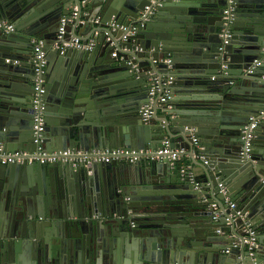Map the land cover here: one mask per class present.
Masks as SVG:
<instances>
[{
    "label": "water",
    "instance_id": "water-1",
    "mask_svg": "<svg viewBox=\"0 0 264 264\" xmlns=\"http://www.w3.org/2000/svg\"><path fill=\"white\" fill-rule=\"evenodd\" d=\"M0 19L15 27L0 29L4 150L184 149L177 160L0 164V264H264V0H0ZM35 39L48 61L40 131ZM228 200L263 235L254 256Z\"/></svg>",
    "mask_w": 264,
    "mask_h": 264
},
{
    "label": "built area",
    "instance_id": "built-area-1",
    "mask_svg": "<svg viewBox=\"0 0 264 264\" xmlns=\"http://www.w3.org/2000/svg\"><path fill=\"white\" fill-rule=\"evenodd\" d=\"M87 0H82V3L85 4ZM232 7H227L224 10V19L227 22H230ZM77 15V8L73 12V17ZM70 20V19H69ZM96 22L100 21V17L93 18ZM67 19H62L63 25L66 23ZM109 24L115 27H123L127 29L126 26L118 25L115 22H108ZM0 29L5 30L6 32H11L15 30L13 23L8 20L0 19ZM132 29H135L133 27ZM64 27L61 26L60 31L63 32ZM35 49H34V62H35V70L37 73L36 83H35V95L33 96L34 109H35V129L40 131L44 126V112L42 106V95L45 91L43 86V78L42 72L46 67L48 61L46 58V52L43 50L41 45V41L39 39L34 40ZM94 40H90L87 43H83L79 38H74L71 43L72 46H75L79 49L91 50L94 47ZM116 55V53H113ZM7 63L20 64V58H11L8 57L5 59ZM169 61V60H168ZM261 61L256 60V64H260ZM172 81L171 77L164 84H168ZM162 89V85L157 78L153 79V85L150 90V94H155L157 91ZM169 90L165 92V94L161 97L160 102L164 103L170 98ZM151 105H146V108L143 112L144 117H148L151 113L150 111ZM259 118L251 117L249 123L245 126L243 130V138H244V147L243 154L245 156H249V151L252 148L253 139L255 137V129L258 125ZM194 142L197 143V137H194ZM184 149H175L170 147L169 140H165L164 147L157 151H147L136 148H117V149H107V150H97V151H74L72 149L65 150H56L51 152H41V153H28L24 151H6L2 146H0V164H8L15 162H32L34 160H39L43 163L45 162H57V161H71L75 164L79 163H88V162H111L114 160L117 161H128L130 163L137 162L140 159L150 158V159H158L161 160L163 158H169L171 160H177L182 157V153ZM222 189L224 186L222 183L219 184ZM229 207L232 209H236V216L241 217L243 220V230L245 232V244L250 251V254L253 256L256 247L258 246V232L257 229L253 226L251 221L245 217L242 210L237 209V204L233 201L228 200ZM210 208L213 211V219L218 220L222 215V210L220 206L214 202L210 204ZM233 215L230 214L229 218Z\"/></svg>",
    "mask_w": 264,
    "mask_h": 264
},
{
    "label": "crops",
    "instance_id": "crops-1",
    "mask_svg": "<svg viewBox=\"0 0 264 264\" xmlns=\"http://www.w3.org/2000/svg\"><path fill=\"white\" fill-rule=\"evenodd\" d=\"M213 78H214V77H212V79H213ZM232 83H233V84H237V83H236V79H235ZM76 151H82V152H84L83 150H76ZM148 151H153V150H148ZM143 159H144V160H150V158H145V157H144ZM182 162H183V164H186V162L189 163V156H186V158H185ZM36 206H37V204H34V205H33V207H36ZM32 209H33V208H32ZM261 235H262V234L259 232V233H258V237L261 236ZM229 236L232 237V235H229ZM262 236H263V235H262ZM258 240H259V238H258ZM235 245H236V244H235ZM259 246H260V244L258 243V246L256 247V251L254 252V254H255V253H258V252L260 251V250H259V251L257 252V248H258ZM258 249H259V248H258ZM260 249H261V248H260ZM254 254H253V256H254ZM262 254H264L263 251H262ZM251 256H252V255H251ZM237 258H238V260H240V259L242 260V259H243L242 254H240V255L238 254V257H237Z\"/></svg>",
    "mask_w": 264,
    "mask_h": 264
},
{
    "label": "clouds",
    "instance_id": "clouds-1",
    "mask_svg": "<svg viewBox=\"0 0 264 264\" xmlns=\"http://www.w3.org/2000/svg\"><path fill=\"white\" fill-rule=\"evenodd\" d=\"M248 123H249V122H248ZM248 123H247V124H248ZM247 124H246V125H247ZM257 126H258V125H257ZM256 128H257V127H256ZM74 151H75V150H74Z\"/></svg>",
    "mask_w": 264,
    "mask_h": 264
},
{
    "label": "bare ground",
    "instance_id": "bare-ground-1",
    "mask_svg": "<svg viewBox=\"0 0 264 264\" xmlns=\"http://www.w3.org/2000/svg\"><path fill=\"white\" fill-rule=\"evenodd\" d=\"M245 128V127H244ZM244 130V129H243Z\"/></svg>",
    "mask_w": 264,
    "mask_h": 264
},
{
    "label": "flooded vegetation",
    "instance_id": "flooded-vegetation-1",
    "mask_svg": "<svg viewBox=\"0 0 264 264\" xmlns=\"http://www.w3.org/2000/svg\"><path fill=\"white\" fill-rule=\"evenodd\" d=\"M258 232V231H257Z\"/></svg>",
    "mask_w": 264,
    "mask_h": 264
}]
</instances>
